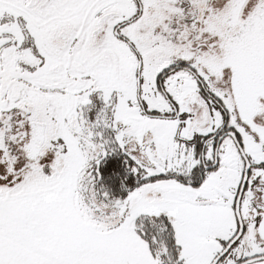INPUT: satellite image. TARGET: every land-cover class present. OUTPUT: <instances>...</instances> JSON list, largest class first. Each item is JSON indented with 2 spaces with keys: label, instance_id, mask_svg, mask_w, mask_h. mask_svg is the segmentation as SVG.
Masks as SVG:
<instances>
[{
  "label": "snow or ice",
  "instance_id": "snow-or-ice-1",
  "mask_svg": "<svg viewBox=\"0 0 264 264\" xmlns=\"http://www.w3.org/2000/svg\"><path fill=\"white\" fill-rule=\"evenodd\" d=\"M0 264H264V0H0Z\"/></svg>",
  "mask_w": 264,
  "mask_h": 264
}]
</instances>
